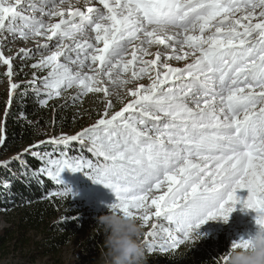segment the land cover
<instances>
[{
  "label": "snow or ice",
  "instance_id": "1",
  "mask_svg": "<svg viewBox=\"0 0 264 264\" xmlns=\"http://www.w3.org/2000/svg\"><path fill=\"white\" fill-rule=\"evenodd\" d=\"M27 4L30 15L19 11L25 0H0V32L23 40L44 38L37 50L50 54L31 65L46 70L43 77L34 73L36 95L51 99L75 87L78 95L102 93L105 105L94 124L47 141L65 146L88 141L97 163L33 151L41 160L47 156L38 172L61 184L65 169H86L114 193L111 209L142 226L161 218L174 225L175 233L151 223L145 233L149 251L177 249L207 221H227L237 204L255 210L257 225H264L259 215L264 213V0ZM172 60L185 63L177 67ZM0 63L7 66L13 92L18 85L11 82L12 58L3 50ZM145 77L150 83L128 88L131 99L111 111L105 80L123 86ZM48 99L40 103L47 105ZM116 99L122 102L119 93ZM5 142L0 138V145ZM238 189L248 190L246 199ZM58 195L72 192L63 188ZM249 244L240 237L226 252ZM220 258L227 259L223 253Z\"/></svg>",
  "mask_w": 264,
  "mask_h": 264
},
{
  "label": "trees",
  "instance_id": "2",
  "mask_svg": "<svg viewBox=\"0 0 264 264\" xmlns=\"http://www.w3.org/2000/svg\"><path fill=\"white\" fill-rule=\"evenodd\" d=\"M5 72L0 71V81ZM22 77L18 74L16 79ZM45 97L44 93L38 97L25 81L10 105L7 100L0 105V138L6 141L0 145V214L7 219L0 231V264L12 254L27 264H94L103 239L94 229L96 220L71 195H58L61 184L38 172L47 156L41 160L32 154L58 155L53 149L59 145L47 142L48 131L71 127L76 119V108L68 102L52 105L56 108L51 110L43 108L40 100ZM30 146L35 147L25 152ZM18 154L20 158L13 159ZM232 242L222 230L202 233L201 239L186 241L174 250L145 251L146 264H222L221 254ZM73 243L72 258H66L65 248Z\"/></svg>",
  "mask_w": 264,
  "mask_h": 264
},
{
  "label": "rangeland",
  "instance_id": "3",
  "mask_svg": "<svg viewBox=\"0 0 264 264\" xmlns=\"http://www.w3.org/2000/svg\"><path fill=\"white\" fill-rule=\"evenodd\" d=\"M76 0H73L75 3ZM81 4L84 3V0H79ZM24 15H30V9L28 8V4L25 8L19 9ZM38 15V13H37ZM54 22V21H53ZM87 35V34H86ZM44 38H29L28 40L20 39L19 37H13L8 32H0V50H3L4 55L6 57L12 58V71L13 76L11 78V82L17 83L18 87L20 83H24L25 81L32 88L34 85L31 83L35 78L43 77L46 75V70L33 69L31 67L32 64L36 63L41 56L50 54L49 50H37V46L39 44L44 43ZM21 49L30 50L25 55L21 52ZM55 51V48L51 49ZM158 50L156 45H153L150 51L155 53ZM168 52L170 50H163ZM174 66L183 67L185 61H170ZM7 70V66L3 63H0V71L4 72ZM87 71V69H85ZM21 74L23 77L21 81L16 79V76ZM154 75V73H153ZM127 78V77H126ZM109 91L112 93L111 98L113 99L114 107L111 111H119L123 104L127 103L131 97L127 94L128 88H134L137 83L148 85L150 80L145 77L135 83H129L121 86L119 83L113 86L105 80ZM10 80L5 75V79L0 81V105L2 102H5L10 93L15 94L18 92V87L10 92ZM119 93V96L122 98L121 100L116 99V94ZM79 89L73 87L71 89H64L61 92V95L56 97L53 96L51 99H48L46 96L44 99H48L47 105H42L45 109L56 108L53 107L57 104L63 105L68 102L73 108H76L74 117H76L74 123L69 125L66 129H59L48 131V140L53 137H59L62 134L74 135L82 129L89 127L94 124L96 120L99 118L100 114H102L104 110V98L103 94L90 93L88 95H78ZM46 95V94H45ZM73 97H78L77 99H73ZM53 105V106H52ZM120 107V108H119ZM119 108V109H118ZM51 110V109H50ZM47 110V111H50ZM54 144V143H53ZM57 144H54V146ZM65 148L56 146L54 151L57 150L59 154L55 155L52 159H58L61 153H66L69 158H83L84 160H91L94 164L97 163V158L95 155L88 151L90 147V142L85 141L82 145L78 141L71 142L70 145L65 146ZM102 162V158H100ZM88 170H81L72 172L69 169H65L61 173V178L63 183H61V191L63 188H70L72 192V197L75 200V203L82 209H85L92 216V220H96L95 217L102 213H106L108 211L107 205L110 204L114 199L115 195L111 189L106 187L105 185L95 182L90 175L87 174ZM159 194V193H158ZM237 195L241 198V200L246 199L248 195L247 189H238ZM256 212L253 209H247L242 206V204H237L235 210L230 214L227 221L222 218H217L215 220H209L205 224L201 225L199 228L200 233H207L208 235L216 234L219 231L228 232L232 237V240H236L240 237L248 238L252 234L255 233L258 225L256 223ZM6 217L0 214V231L7 226ZM152 222H157L165 227L172 228L175 233V226L169 225L166 220L161 218L159 221L155 219ZM150 222L147 226H142V234L141 240L143 241V245L146 251H148L149 243L146 242L145 233L151 229ZM94 227V226H93ZM96 230V228H94ZM163 235V234H161ZM157 239H160L157 237ZM75 248V243L69 244L64 251V256L66 258L71 259L73 254V249ZM159 248V247H157ZM2 264H27L22 260L18 255H10L8 258H5L2 261ZM42 264V262H40Z\"/></svg>",
  "mask_w": 264,
  "mask_h": 264
},
{
  "label": "clouds",
  "instance_id": "4",
  "mask_svg": "<svg viewBox=\"0 0 264 264\" xmlns=\"http://www.w3.org/2000/svg\"><path fill=\"white\" fill-rule=\"evenodd\" d=\"M107 207L106 213L95 217L96 230L103 235V239L94 264H146L141 222L111 209L109 204ZM199 239L201 233L197 230L192 240ZM248 239L250 244L247 247L227 251L224 254L227 259H222V264H264V225H258L255 233Z\"/></svg>",
  "mask_w": 264,
  "mask_h": 264
},
{
  "label": "built area",
  "instance_id": "5",
  "mask_svg": "<svg viewBox=\"0 0 264 264\" xmlns=\"http://www.w3.org/2000/svg\"><path fill=\"white\" fill-rule=\"evenodd\" d=\"M17 85H18V82L16 83ZM7 101H8V105H10V103H11V101H12V95L11 94H9L8 95V98H7ZM9 101H10V103H9ZM146 251V250H145ZM160 251H162L160 248H155V249H153V250H151V251H146V252H148V253H150V254H153V253H157V252H160Z\"/></svg>",
  "mask_w": 264,
  "mask_h": 264
},
{
  "label": "bare ground",
  "instance_id": "6",
  "mask_svg": "<svg viewBox=\"0 0 264 264\" xmlns=\"http://www.w3.org/2000/svg\"><path fill=\"white\" fill-rule=\"evenodd\" d=\"M26 6H27V0H25V6L23 8H25ZM23 8H20V9H23Z\"/></svg>",
  "mask_w": 264,
  "mask_h": 264
}]
</instances>
